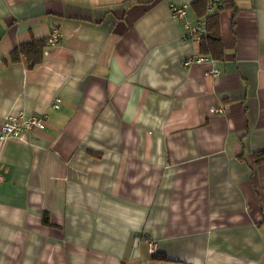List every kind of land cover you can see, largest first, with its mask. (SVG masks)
Instances as JSON below:
<instances>
[{"label":"crops","instance_id":"1","mask_svg":"<svg viewBox=\"0 0 264 264\" xmlns=\"http://www.w3.org/2000/svg\"><path fill=\"white\" fill-rule=\"evenodd\" d=\"M216 11L222 59L185 23ZM20 113L45 127L0 138V264H264V0H0Z\"/></svg>","mask_w":264,"mask_h":264},{"label":"built area","instance_id":"2","mask_svg":"<svg viewBox=\"0 0 264 264\" xmlns=\"http://www.w3.org/2000/svg\"><path fill=\"white\" fill-rule=\"evenodd\" d=\"M209 5L213 4H220L222 5L223 0H207ZM173 15L178 18H185L186 15V5H177L171 7ZM185 23H187L189 26V31L191 34L196 38V35L198 32H203L204 30V20H201V22L197 25L190 26L189 19H185ZM61 37V32L58 28H54L51 30L47 37V44L48 45H55ZM207 57L204 56H191L187 57L183 64L189 65L191 63H199L206 61ZM60 97H55L52 100V106L54 108L59 107ZM212 111H220L222 110L221 107H212ZM45 127V115L43 113L37 114H30V115H24L23 113L17 114V115H8L3 119V123L0 130V138L5 139L9 137H21L25 133H28L32 131L33 129H41ZM2 181V177L0 176V182ZM148 245L151 250L156 249V244L152 241L148 242Z\"/></svg>","mask_w":264,"mask_h":264},{"label":"trees","instance_id":"3","mask_svg":"<svg viewBox=\"0 0 264 264\" xmlns=\"http://www.w3.org/2000/svg\"><path fill=\"white\" fill-rule=\"evenodd\" d=\"M217 6L220 9L222 8V5L220 4ZM196 38L197 40H200L199 51L202 55H208V57L210 56L215 59H222L223 47L219 31V15L217 11L208 14L205 17L204 30L203 32H198ZM46 45L47 38L23 43L12 51V58H17L21 53L26 55L31 54L33 56L31 57V61L29 58V67H32L40 61L42 49ZM256 155L258 156L260 154L257 153ZM261 159H264V157L257 159V161H260ZM44 221H46V218Z\"/></svg>","mask_w":264,"mask_h":264}]
</instances>
